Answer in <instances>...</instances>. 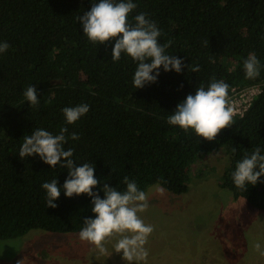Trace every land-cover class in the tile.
<instances>
[{
    "label": "trees",
    "instance_id": "trees-1",
    "mask_svg": "<svg viewBox=\"0 0 264 264\" xmlns=\"http://www.w3.org/2000/svg\"><path fill=\"white\" fill-rule=\"evenodd\" d=\"M96 2L0 0V42L10 45L0 53V240L36 230L78 234L84 218H94L90 197H65L67 169L50 167L35 154L19 156L24 137L36 129L58 135L67 127L66 136L79 134L64 149H73L75 166L94 165L101 183L93 191L107 183L123 192L127 176L140 190L159 182L166 192L181 195L188 190L191 166L225 150L229 163L220 186L264 211V183L242 191L231 175L245 152L264 149V0H132L137 7L129 22L144 13L161 30L159 42H170L166 54L184 64L180 73L161 66L156 82L138 89L137 63L123 53L113 62L114 40L98 45L83 34L77 17ZM249 53L261 64L255 79H247L243 67ZM197 65L200 71L193 72ZM213 79L227 83L229 94L253 85L261 92L213 141L170 125L177 104ZM29 86L37 90L35 107L24 97ZM85 103L90 110L67 124L62 109ZM55 178L61 194L50 208L41 185Z\"/></svg>",
    "mask_w": 264,
    "mask_h": 264
},
{
    "label": "clouds",
    "instance_id": "clouds-1",
    "mask_svg": "<svg viewBox=\"0 0 264 264\" xmlns=\"http://www.w3.org/2000/svg\"><path fill=\"white\" fill-rule=\"evenodd\" d=\"M137 7L132 0H98L93 3L90 10L77 20L82 25L83 34L93 44H104L114 40L111 49V60L119 61L121 54H126L137 63L133 77L136 89L143 88L146 84L155 83L159 76L161 66L165 72L175 71L180 73L184 67L182 58L166 54L169 44H161L158 38L161 30L146 18L144 13L134 17V23L129 22L130 13ZM208 43V41H207ZM10 45L0 42V53L9 49ZM247 79H255L260 75L261 64L255 53H249L243 63ZM155 70V73H154ZM200 71L199 65L191 69ZM154 73V74H153ZM24 97L30 106L39 104L37 90L33 86L27 87ZM88 104L75 107H65L62 112L67 124H73L89 111ZM235 110L230 106L229 85L223 80L213 79L207 89L203 85L196 88L195 94H189L177 104L173 114L168 117V123L175 125L187 132L189 129L207 141H213L222 129L231 127L234 123ZM67 127H62L58 135H53L43 129H36L31 135L24 137L19 156L29 157L33 154L50 167L59 166L67 169V177L63 184L65 197L85 194L91 198L92 213L94 218L86 217L79 238L87 241L104 253V242L114 234L122 238L118 240L116 249L123 253V257L130 262L146 260L148 251L143 246L148 242V237L154 231V226L145 224L139 213L149 208L148 193L140 190L134 180L124 177L123 183L126 190L121 192L107 183L98 191H93L101 183L95 177V167L92 163H83L75 166L73 149H64L68 139L78 140L79 134L73 132L70 136ZM233 147L232 152L236 153ZM260 146L255 147L251 153L245 152L243 158L237 162L232 172L234 185L246 191L249 185L264 183V154ZM41 187L47 193V207L56 208L54 201L61 194V187L57 179L45 182ZM99 191L103 192V198ZM156 191L163 195L166 191L158 182ZM254 250L264 256L260 243L254 244Z\"/></svg>",
    "mask_w": 264,
    "mask_h": 264
},
{
    "label": "rangeland",
    "instance_id": "rangeland-1",
    "mask_svg": "<svg viewBox=\"0 0 264 264\" xmlns=\"http://www.w3.org/2000/svg\"><path fill=\"white\" fill-rule=\"evenodd\" d=\"M229 163L225 150L191 166L186 193L173 195L149 187V208L139 213L154 231L143 246L146 260L131 264H264V211L235 199L220 186ZM122 237L114 234L101 253L78 234L31 231L14 240H0V264H130L118 252Z\"/></svg>",
    "mask_w": 264,
    "mask_h": 264
},
{
    "label": "built area",
    "instance_id": "built-area-1",
    "mask_svg": "<svg viewBox=\"0 0 264 264\" xmlns=\"http://www.w3.org/2000/svg\"><path fill=\"white\" fill-rule=\"evenodd\" d=\"M261 86L253 85L243 89H233L229 94L230 106L235 110L236 117H243L245 112L251 106L253 100L260 94Z\"/></svg>",
    "mask_w": 264,
    "mask_h": 264
}]
</instances>
